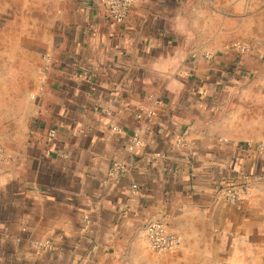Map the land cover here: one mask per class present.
<instances>
[{
	"label": "crops",
	"instance_id": "obj_1",
	"mask_svg": "<svg viewBox=\"0 0 264 264\" xmlns=\"http://www.w3.org/2000/svg\"><path fill=\"white\" fill-rule=\"evenodd\" d=\"M132 1L110 26L95 0H0V264H264L262 43L223 0Z\"/></svg>",
	"mask_w": 264,
	"mask_h": 264
},
{
	"label": "built area",
	"instance_id": "obj_2",
	"mask_svg": "<svg viewBox=\"0 0 264 264\" xmlns=\"http://www.w3.org/2000/svg\"><path fill=\"white\" fill-rule=\"evenodd\" d=\"M95 5L98 10L102 13L103 18L110 26L123 25L129 19V15L133 9L132 0H95ZM237 49L241 53H245L248 48L243 44H237ZM206 60L212 59L211 54L205 55ZM116 131V128H113ZM57 133L55 130L50 129L46 137V144L50 145L56 139ZM140 142L138 139L133 140V146H139ZM177 147L183 145L182 141L178 139L176 141ZM247 149H253L256 153L264 155V142H258L254 144L248 143ZM49 153V151H46ZM157 157L162 156L157 154ZM126 170L125 164L119 161H113L108 167L107 175L110 178L116 177ZM132 194H137L139 188L136 184L131 186ZM249 194V184L245 180L235 179L234 185L225 187L223 190V198L229 203H239L244 200L243 197ZM130 211L126 209V211ZM145 239L149 248L157 253H164L176 249L181 239L175 230L171 229L164 221H151L145 228ZM51 245L48 242H35L34 249L42 251L50 249Z\"/></svg>",
	"mask_w": 264,
	"mask_h": 264
},
{
	"label": "rangeland",
	"instance_id": "obj_3",
	"mask_svg": "<svg viewBox=\"0 0 264 264\" xmlns=\"http://www.w3.org/2000/svg\"><path fill=\"white\" fill-rule=\"evenodd\" d=\"M223 2L224 14L227 4L229 6L227 15L231 18L232 25H236L235 37H238L239 25L245 35L252 36L249 43L256 41L254 38H258L257 41L262 43L258 49L264 57V0H223ZM235 41H239V39H235Z\"/></svg>",
	"mask_w": 264,
	"mask_h": 264
}]
</instances>
